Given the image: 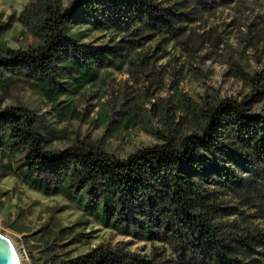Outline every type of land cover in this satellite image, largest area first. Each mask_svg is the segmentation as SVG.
<instances>
[{
  "label": "rangeland",
  "instance_id": "374dc122",
  "mask_svg": "<svg viewBox=\"0 0 264 264\" xmlns=\"http://www.w3.org/2000/svg\"><path fill=\"white\" fill-rule=\"evenodd\" d=\"M57 1L67 7L72 0ZM152 1L170 13L166 18L174 36L145 30L139 37L87 22L67 23L65 33L78 45L108 55L91 66L98 70L96 81L76 90L78 75L64 67L65 55L51 78L57 96L47 95L40 81L11 76L0 88V106L27 108L50 151L86 144L118 158L161 143L162 135L197 131L201 107L224 99L247 98L248 114L264 119V94H252L253 78L264 71V0ZM32 3L38 2L0 0L2 47L24 50L41 43L31 25L19 19L26 8L34 10ZM227 145L230 155H215L213 164L243 182L228 189L215 172L214 182H203L216 209L212 224L218 237L248 244L246 252L233 254L239 264H264V164L244 155L233 136ZM19 170H26L23 151L1 145L0 233L13 241L20 264H69L99 246L113 253L106 264H121L125 254L151 258L154 249L166 264L176 261L167 244L106 227L77 201L30 186L18 177ZM83 196L85 204L95 201L94 195Z\"/></svg>",
  "mask_w": 264,
  "mask_h": 264
},
{
  "label": "trees",
  "instance_id": "16d2710c",
  "mask_svg": "<svg viewBox=\"0 0 264 264\" xmlns=\"http://www.w3.org/2000/svg\"><path fill=\"white\" fill-rule=\"evenodd\" d=\"M36 2L31 4L34 10L26 8L19 19L31 25L41 43L24 50L0 45V88L11 76L23 75L42 82L47 95L57 96L59 89L51 87V78L65 55L64 67L78 75L76 90L96 81L98 70L91 66L108 60V55L78 45L65 33L67 23L87 22L139 37L145 30L176 34L166 18L168 10L152 0H72L67 7L57 0ZM253 85L252 94H264V71L256 74ZM246 105L247 98L206 104L199 110L203 120L197 131L177 138L171 133L162 135L161 143L137 149L125 158L86 144L50 151L27 108L0 106V146L23 151L26 170L17 174L30 186L77 201L106 227L167 244L176 253L174 264H239L233 254L246 252L249 246L243 239L216 235L212 224L216 209L208 201L203 182H214L215 172L228 189L242 184L213 164L215 155H230L227 138L231 136L244 155L264 164V119L248 114ZM7 171L11 172L9 166ZM50 181L57 185L51 188ZM72 188L83 192L75 194ZM84 193L94 195L93 204H85ZM112 254L99 246L69 264H106ZM158 254L154 249L151 258L125 254L120 260L121 264H166Z\"/></svg>",
  "mask_w": 264,
  "mask_h": 264
},
{
  "label": "water",
  "instance_id": "95a60500",
  "mask_svg": "<svg viewBox=\"0 0 264 264\" xmlns=\"http://www.w3.org/2000/svg\"><path fill=\"white\" fill-rule=\"evenodd\" d=\"M0 264H20L13 241L0 233Z\"/></svg>",
  "mask_w": 264,
  "mask_h": 264
},
{
  "label": "bare ground",
  "instance_id": "6f19581e",
  "mask_svg": "<svg viewBox=\"0 0 264 264\" xmlns=\"http://www.w3.org/2000/svg\"><path fill=\"white\" fill-rule=\"evenodd\" d=\"M16 251H17V249H16ZM17 254H18V251H17ZM18 256H19V254H18ZM18 259H19V257H18Z\"/></svg>",
  "mask_w": 264,
  "mask_h": 264
}]
</instances>
